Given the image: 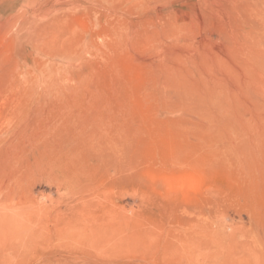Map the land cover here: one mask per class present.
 I'll return each mask as SVG.
<instances>
[{"label": "rangeland", "instance_id": "1", "mask_svg": "<svg viewBox=\"0 0 264 264\" xmlns=\"http://www.w3.org/2000/svg\"><path fill=\"white\" fill-rule=\"evenodd\" d=\"M0 264H264V0H0Z\"/></svg>", "mask_w": 264, "mask_h": 264}, {"label": "bare ground", "instance_id": "2", "mask_svg": "<svg viewBox=\"0 0 264 264\" xmlns=\"http://www.w3.org/2000/svg\"><path fill=\"white\" fill-rule=\"evenodd\" d=\"M57 81V80H56ZM203 94V93H202ZM221 112V111H220ZM219 113V112H218Z\"/></svg>", "mask_w": 264, "mask_h": 264}]
</instances>
